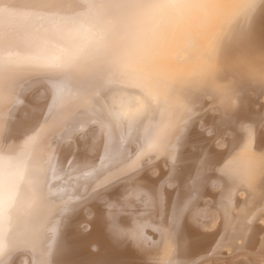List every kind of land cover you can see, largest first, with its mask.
<instances>
[{
  "label": "bare ground",
  "instance_id": "1",
  "mask_svg": "<svg viewBox=\"0 0 264 264\" xmlns=\"http://www.w3.org/2000/svg\"><path fill=\"white\" fill-rule=\"evenodd\" d=\"M0 264H264V0H0Z\"/></svg>",
  "mask_w": 264,
  "mask_h": 264
}]
</instances>
